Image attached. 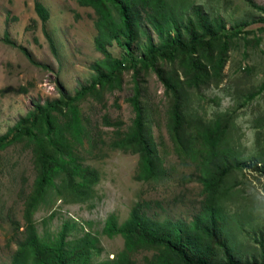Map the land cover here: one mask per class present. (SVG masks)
Here are the masks:
<instances>
[{
    "label": "rangeland",
    "instance_id": "obj_1",
    "mask_svg": "<svg viewBox=\"0 0 264 264\" xmlns=\"http://www.w3.org/2000/svg\"><path fill=\"white\" fill-rule=\"evenodd\" d=\"M40 1L45 24L37 0H0V136L38 101L62 98L60 86L70 97L88 90L72 103L74 137L56 130L0 151V264H58V247L63 264H158L163 247L137 237L133 208L142 207V221L156 235L172 237L176 226L205 213L202 180L217 173L224 177L217 215L226 241L242 264H264V0H166L159 17H177L183 34L203 17L218 40L188 57L197 69L158 60L154 68L138 63L114 74L96 44L92 6ZM129 1L136 61L162 40L144 1ZM7 31L17 45L6 41ZM108 49L115 60L127 55L116 40ZM99 70L112 78L93 86ZM136 107L155 151L152 179L143 173ZM67 112L59 109L55 123ZM215 124L229 132L218 155L205 140ZM43 151L87 168L84 184L58 171L42 182ZM110 219L118 229L112 235L105 231ZM216 245L225 259V246Z\"/></svg>",
    "mask_w": 264,
    "mask_h": 264
},
{
    "label": "trees",
    "instance_id": "obj_2",
    "mask_svg": "<svg viewBox=\"0 0 264 264\" xmlns=\"http://www.w3.org/2000/svg\"><path fill=\"white\" fill-rule=\"evenodd\" d=\"M81 5L92 6L97 14L96 26L98 29V37L96 44L100 51H102L111 61V74L120 70H126L131 65L138 63L143 64L147 68H154L158 60L175 61L179 59L182 64L189 65L191 68L197 69L194 62L188 60L199 49H203L205 45L218 40L217 30L213 25L208 23V20L200 17L198 25L191 22L186 32L183 34L177 28V17H159L158 9L166 5V0H143L148 7L147 20L150 25L160 35L162 43L158 47H152L149 53L140 59L134 61L131 57L132 43L135 35V16L129 0H77ZM36 9L39 15L43 18L44 24L48 20L49 14L44 3L40 0L36 2ZM164 24L168 37H165ZM176 32L175 35L173 34ZM185 34L187 36H185ZM116 40L122 47H125L127 55L122 60H115L112 57L108 46L111 42ZM6 41L12 45H17L15 41L10 38L7 31ZM125 41V42H123ZM27 54L28 50L21 46ZM30 55V54H29ZM97 79L93 82V86L97 82H101L102 78L111 79V76L104 75L102 70H99ZM88 87L83 86L79 89L74 96H68L67 93L60 86L62 98L55 100H46L44 103L38 101L34 110L27 116H22L14 128L7 134L0 136V151L4 150L7 146L15 143L22 138H31L36 140L40 135L52 136L56 131L65 129L69 134L74 137L79 125L75 117V109L73 102L78 96L83 94ZM137 105V104H136ZM65 108L67 117L63 123H55L57 120V113L59 109ZM137 118L136 125L139 130L141 139L143 140L142 151V166L143 173L147 179H152L155 175V155L154 149L149 139L143 136V118L142 113L136 107ZM53 120V121H52ZM182 117L176 114V128L177 133L182 136ZM227 126L215 124L210 127L206 132L205 140L211 152L218 155L222 152V143L229 132ZM44 161V172L42 175V182H51L52 174H63L64 177H69L71 181L79 178L78 182L84 184L88 169L81 165H68L66 161L57 159L53 154L42 153ZM224 177L222 173L211 175L202 180L206 189L207 200L205 201V213L196 218L193 223L186 227L174 228L173 236H158L154 232L152 225L149 223L144 224L142 218L145 216L142 213V207L137 205L133 208V221L136 226L135 234L144 243L159 245L163 247L162 253L157 256L158 264H242L241 261L233 254V250L225 239L222 220L217 215V202H219L220 192H222V183ZM221 205L219 204V207ZM105 231L108 234H115L118 232L115 222L110 219L107 222ZM216 244L225 246L227 256L221 260L216 255ZM50 248V247H49ZM52 249V248H50ZM58 259V264H63V252L60 247L52 249ZM46 264L49 259L46 258ZM246 264H251L247 262Z\"/></svg>",
    "mask_w": 264,
    "mask_h": 264
}]
</instances>
